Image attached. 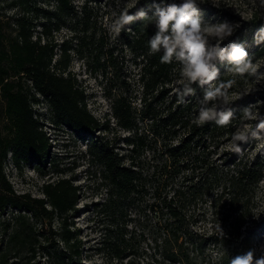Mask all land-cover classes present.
<instances>
[{
  "label": "trees",
  "instance_id": "1",
  "mask_svg": "<svg viewBox=\"0 0 264 264\" xmlns=\"http://www.w3.org/2000/svg\"><path fill=\"white\" fill-rule=\"evenodd\" d=\"M55 2L53 9L36 10L35 18L43 19L40 30H36L34 18L20 13L12 22L13 32H8L0 17V96L6 121V133L0 135V214L9 207L18 210L13 215L6 249L0 250V264H9L10 257L18 259L15 264H30L22 253L27 249L35 255L37 247L50 256V264H75L81 255L78 233L69 226V218L77 211L81 187L70 178H59L42 186L43 198L16 194L4 170L10 154L17 167L35 164L43 172L50 154L49 138L34 105L47 103L52 121L76 133L90 135L100 127L109 128L90 112L84 90L69 71L70 42L58 44L54 40V33L64 27L75 29L79 14L84 17L87 6L78 11L71 0ZM151 10L146 11L150 14ZM132 28L135 34L127 44L134 51L140 49L146 61L139 78L143 104L137 108L128 95L118 94L110 108L117 125L134 132L126 138L130 148L127 153L119 152L103 138H91L87 145L90 160L100 167L106 188V198L100 203L110 221L105 248L121 264H229L230 257L245 252L249 244L242 240V231L252 216L254 194L263 179L264 166L256 160L238 161L234 154L229 165L217 163L205 137L214 136L219 127L214 121L203 126L189 124L197 109L192 103H179L174 110L170 106L167 115L153 106V101L163 103L167 98L166 85L172 80L176 64H161L159 53L149 55L147 40L155 32L154 25L137 20ZM57 48L61 51L59 59H55ZM263 52L264 44L255 49V54ZM194 87L196 93L201 92ZM138 114L142 120L152 121L153 135L162 138L160 151L159 140L154 139L153 146L150 139L137 133ZM180 128L193 132L174 143ZM145 149L153 152L149 160L142 157ZM133 207L143 214L144 221H149L150 233L147 238L140 235L143 240H138L136 231L127 229L128 223L137 220L128 217ZM206 207L211 209L213 219L223 223L224 238L220 232L205 236L196 229L200 217H205L199 210ZM29 215L60 220L62 231L54 236L58 235L64 246L60 248L55 237L43 245ZM210 245L219 250L216 259L207 254Z\"/></svg>",
  "mask_w": 264,
  "mask_h": 264
},
{
  "label": "rangeland",
  "instance_id": "2",
  "mask_svg": "<svg viewBox=\"0 0 264 264\" xmlns=\"http://www.w3.org/2000/svg\"><path fill=\"white\" fill-rule=\"evenodd\" d=\"M80 11L83 5L87 6V13L79 14V22L75 24V29L64 27L59 32L54 33V40L61 44L69 41L70 57L69 71L77 79L78 85L84 90L87 106L90 112L102 123L108 124V129L100 127L89 134L76 133L65 126H57L51 119L52 113L45 102L36 103L34 110L39 121L49 138V158L42 167L43 172L35 164H22L17 167L9 154V158L4 165V170L8 180L11 182L16 194H30L32 197H45L42 186L48 182H53L59 178H70L73 183L81 187L79 199L76 207L77 211L72 213L69 218L70 229L78 233V239L81 241V255L76 257L75 264H121L105 248L104 240L109 233L110 221L100 209V203L106 198V188L103 185L100 167L90 160L87 153L88 141L91 138L105 139L117 150L127 153L130 146L126 138L133 135V131L120 128L116 120L110 116L112 100L118 94H126L133 101V105L141 108L143 102L142 82L140 74L146 63L141 50L136 51L127 44L134 36L132 24L120 29L117 35L116 17L125 2L132 12L143 8L145 11L151 8L154 0H140L136 5V0H71ZM18 5H14V3ZM159 2V0H155ZM119 3V6H118ZM55 0H0V17L4 21L5 30L13 32L16 16L20 13L34 18L36 30H40L39 24L43 20L35 18L36 10L40 7L53 9ZM133 5H136L134 8ZM201 16L209 23L229 21L239 24V27L233 34L224 41L227 45L232 41H246L247 50L252 57L253 64L258 73L264 75V52L256 53L255 49H260L263 44H255L253 36L255 31L264 25V7L259 5V0H223L221 9H217L210 4L200 5ZM259 23V27L258 24ZM257 25V26H255ZM61 51L57 48L55 59H59ZM217 67L221 70L220 79H234L236 82L229 90L228 99L231 101L226 106L233 112L232 119L227 127H219L218 132L205 137L206 146L213 151L212 157L217 163L229 165V160L235 155L237 160L251 163L253 160L261 161L264 166V139L257 140L249 135L247 142H234L232 136L240 131H247L255 127L256 117L264 118V79L258 81L255 76L244 77L236 76L234 73L225 72L224 65L217 61ZM172 80L166 86L169 93L165 101L156 103L153 106L160 107V112L167 115L170 106L172 110L180 103L182 106L192 103V107L197 108L192 112V118L189 124H194L193 120L198 115L200 107L199 101L202 98V90L195 96L185 98L181 103L176 100V87L179 79V66L173 67ZM126 82V85L123 84ZM151 99V98H147ZM149 101V100H147ZM212 105L209 104V107ZM249 109L253 114L252 119L244 116V109ZM4 100L0 96V135H5L6 121L3 118ZM137 133L150 139L152 145H155L154 139L159 142L157 147L160 151V140L162 138L153 135L152 121L142 120L140 115L136 116ZM189 128V127H187ZM193 131L188 129H179V136L172 142L178 143L183 137L191 134ZM196 136V135H194ZM237 145L240 151H235ZM153 155L150 149H145L143 159L149 160ZM264 168V167H263ZM264 172V171H263ZM254 208L252 216L249 218L246 227L243 229V239L249 242L245 251L255 248L257 254L261 245H264V176L259 182L254 194ZM205 208V207H204ZM18 210L9 207L0 214V250H5L12 226L14 225V214ZM204 218L198 222L196 229L205 236L220 232L223 223L220 219H213L211 209H200ZM129 216L137 219L127 225L129 231H136L138 240H143L149 236V221H144V216L138 208H131ZM259 216V219L254 218ZM30 222L35 226L37 237L43 245H47L56 238V244L60 248L64 245L59 241V236L54 233H60L61 222L57 218H39L35 219L29 215ZM130 234V233H129ZM48 238V241L45 239ZM142 246L146 242L142 241ZM35 255L31 251L24 250L25 260L30 264H50V256L42 247H37ZM218 248L210 245L207 248V254L211 259L218 256ZM31 257V258H28ZM17 258H9V264H15Z\"/></svg>",
  "mask_w": 264,
  "mask_h": 264
},
{
  "label": "clouds",
  "instance_id": "3",
  "mask_svg": "<svg viewBox=\"0 0 264 264\" xmlns=\"http://www.w3.org/2000/svg\"><path fill=\"white\" fill-rule=\"evenodd\" d=\"M140 0H136L138 5ZM223 0H159L151 5V12L139 8L132 12L127 3L120 9L116 17L117 35L119 30L131 25L137 20L147 21L155 27V32L147 40L149 55L159 53V62L164 65L176 64L179 66L176 95L181 103L185 98L196 95V87L202 90L199 101L198 115L193 120L197 126L214 121L218 127H227L232 119L233 112L226 106L231 103L228 99L229 90L235 84L234 79H220L221 70L217 61L224 65L225 72L236 76L257 77L264 79L253 64L246 41H232L227 45L224 41L233 36L239 24L229 21L209 23L201 16L200 5L210 4L221 9ZM136 5H133L135 8ZM264 7V0H259ZM119 6V3H118ZM257 45L264 44V25L259 27L253 36ZM209 104L212 106L209 107ZM244 116L252 119L249 109H244ZM255 127L234 133V142H247L251 135L257 140L264 139V118L256 117ZM235 151L239 152L237 145ZM259 219V216H254ZM221 236L225 233L220 227ZM229 264H264V245L257 249L252 248L230 257Z\"/></svg>",
  "mask_w": 264,
  "mask_h": 264
}]
</instances>
